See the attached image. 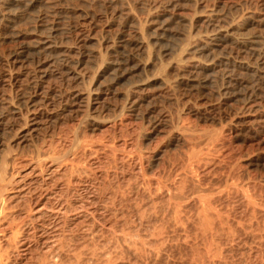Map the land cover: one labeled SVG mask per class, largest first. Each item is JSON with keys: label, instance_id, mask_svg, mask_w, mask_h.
I'll list each match as a JSON object with an SVG mask.
<instances>
[{"label": "rangeland", "instance_id": "374dc122", "mask_svg": "<svg viewBox=\"0 0 264 264\" xmlns=\"http://www.w3.org/2000/svg\"><path fill=\"white\" fill-rule=\"evenodd\" d=\"M262 3L0 0V156L21 171L37 149L62 152L75 136L81 143L69 157L76 168L34 180V195L7 202L11 215L60 195L66 214L43 221L66 236L65 261L264 264ZM138 26L150 58L132 57L125 46L139 37ZM218 27L224 37L201 44L199 36ZM102 38L120 48L106 54ZM21 47L28 52L12 59ZM66 58L81 60L83 83ZM17 100L31 102L26 125L14 113ZM35 233L19 237L29 240V253L17 246L11 261L34 263L43 251Z\"/></svg>", "mask_w": 264, "mask_h": 264}, {"label": "bare ground", "instance_id": "6f19581e", "mask_svg": "<svg viewBox=\"0 0 264 264\" xmlns=\"http://www.w3.org/2000/svg\"><path fill=\"white\" fill-rule=\"evenodd\" d=\"M261 4V3H260ZM264 4L262 3V6ZM217 6V5H216ZM261 6V5H260ZM261 6V7H262ZM211 7V6H210ZM264 7V6H263ZM115 12V11H114ZM209 15L210 18L211 16H216V10H215V5H213L210 8L209 11ZM112 14V12H111ZM117 14V13H116ZM217 14H219L217 12ZM247 13H243V16L241 17V20H246L248 18V14L244 15ZM242 15V14H241ZM111 16V15H110ZM114 16V13H113ZM222 16V15H221ZM128 17V16H127ZM215 17V18H216ZM135 18V17H134ZM134 20V19H133ZM147 20V19H146ZM127 21V20H126ZM140 21V20H139ZM239 21V20H238ZM137 22V21H136ZM215 22V21H214ZM219 24L221 23L220 21H218ZM234 22V21H233ZM236 22V21H235ZM216 23V22H215ZM128 23H126L127 26ZM139 25V24H137ZM136 25V26H137ZM214 25V24H213ZM236 25V24H235ZM125 26V25H124ZM132 26V25H131ZM139 27V26H138ZM217 25H214V28H216ZM221 27V26H220ZM218 27L217 29H213L211 32H206L204 33L203 36H199V40L201 42V44H203L204 46L208 47L209 45H211L213 42H216L217 39H219L220 37H222L223 32H222V28ZM140 28V27H139ZM138 28V29H139ZM230 28V27H229ZM93 28H90L88 31V35H86V37L89 38L90 34L93 33ZM108 31V30H106ZM227 32V29L225 30ZM138 36L136 37L135 40L132 41H128L125 43V46L128 48H131L132 51V57H143L144 55H146V57L151 55V49L149 46L150 43H148L147 39L145 38V31L144 28H140L138 31ZM104 33V32H103ZM136 33V31H135ZM120 34V33H119ZM118 34V35H119ZM135 35V34H134ZM107 37V35H105ZM117 36V34H116ZM121 36V35H120ZM120 36L117 37V39H122ZM133 37V36H132ZM224 37V36H223ZM226 37V36H225ZM86 38V39H88ZM110 38V37H109ZM85 39V38H84ZM111 39V38H110ZM115 40V39H114ZM198 40V41H199ZM88 41V40H87ZM112 42V40H110ZM110 41L108 38H102L101 41L98 43L97 45H99L100 49L103 50L106 54L109 52L110 50H116L118 49L119 46H113L112 44H110ZM81 42H85V40L81 39ZM115 41H113L112 43L114 44ZM199 42V43H200ZM219 42V41H218ZM116 43V42H115ZM43 44L47 45V42L45 41ZM81 44V43H80ZM219 44V43H218ZM84 45V44H83ZM213 45V44H212ZM216 45V44H215ZM80 46V45H79ZM218 46V45H216ZM98 47V48H99ZM79 48V47H78ZM77 48V49H78ZM120 48V47H119ZM125 48V47H124ZM152 48V47H151ZM200 49V48H199ZM213 49V48H212ZM211 49V50H212ZM28 48L26 47H21L20 49H18L16 52H14L12 54V59L17 60L19 57H22L23 55H25L28 52ZM79 50V49H78ZM99 51L100 53L102 51ZM130 50V49H129ZM202 50V49H201ZM205 50V49H204ZM206 50H208L206 48ZM80 51V50H79ZM97 51V52H98ZM117 51V50H116ZM214 52V51H213ZM113 53V52H112ZM201 53V51H200ZM206 53H208L206 51ZM211 53V52H210ZM78 54V53H77ZM80 54V53H79ZM98 54V53H97ZM104 57V54L101 53ZM129 54V53H128ZM81 55V54H80ZM131 55V54H130ZM129 55V56H130ZM82 56V55H81ZM100 56V54H99ZM201 56V55H200ZM208 56V55H207ZM210 56V55H209ZM238 56V55H237ZM236 56V57H237ZM83 57V56H82ZM131 57V56H130ZM152 57V56H151ZM159 57V56H158ZM199 57V56H198ZM202 57V56H201ZM199 57V59L201 58ZM205 57V56H204ZM212 57V56H211ZM231 57V55H230ZM150 58V57H149ZM240 58V57H239ZM254 58V57H253ZM258 58V57H257ZM256 58V59H257ZM81 59V58H80ZM128 59V57H127ZM153 59V58H152ZM157 59V58H156ZM205 59V63L208 64L210 57H206L203 58ZM264 59V58H263ZM102 60V59H101ZM131 59L127 60L128 64L129 61ZM139 60V59H138ZM137 60V61H138ZM143 60V59H142ZM151 60V59H150ZM237 60V59H236ZM103 61V60H102ZM101 61V62H102ZM218 61V60H217ZM231 61V60H230ZM256 61H259L258 59ZM180 62V61H179ZM211 62V61H210ZM209 62V63H210ZM260 62V61H259ZM64 63L66 64L67 67H69L70 69V74L74 76L75 80L78 82H84L85 76L81 75L78 73V70H80L82 62L79 59H73V58H66ZM215 62H213L212 64H214ZM219 63V62H218ZM229 64V63H228ZM117 65V64H116ZM121 65V64H120ZM141 65V64H140ZM149 65V64H148ZM259 65L264 66V61L262 60L260 62ZM138 66V65H137ZM212 65L208 64L206 65L207 68H210ZM217 66V65H216ZM243 66V65H242ZM245 67H248L246 65H244ZM118 67V66H117ZM121 67V66H120ZM260 67V66H259ZM258 67V68H259ZM137 68V67H136ZM142 68L144 69V66H142ZM147 68V67H146ZM145 68V69H146ZM177 68V65H176ZM263 68V67H262ZM144 69V70H145ZM165 69V68H164ZM264 70V68H263ZM260 71V69H259ZM264 72V71H263ZM262 72V73H263ZM9 78V77H8ZM163 79V78H162ZM167 79V78H166ZM165 79V80H166ZM179 80V79H178ZM164 81V79H163ZM182 80H180L181 83ZM168 82V79L167 81ZM179 82V81H178ZM185 82V81H184ZM183 84V83H182ZM225 91L226 89H222L220 90V94L221 91ZM223 94V93H222ZM234 95V94H233ZM248 95V94H247ZM90 96V89H88V93L86 94V98H89ZM220 96V95H219ZM10 100V106H13L12 104L14 103V100L12 98L9 99ZM126 101H130V97L127 96L126 97ZM248 101V100H247ZM20 101L17 100V105H20ZM16 105V104H15ZM21 107L23 109H21ZM31 102L28 103H23L22 105L18 106V108H14V113L18 112L17 115H19V121H21L24 125L27 124V121L30 119L31 116ZM17 110V111H16ZM24 112V113H23ZM2 121V119L0 118V122ZM2 131L0 130V137ZM48 147V148H47ZM44 150L43 149H37L36 153L31 156L29 162H28V168L23 170L22 166V170L21 171H16L14 170V165L12 166L11 164H9L6 161V158L4 157V155L1 157L0 156V264H20L17 263L16 261H11L12 258V253L14 251H16L17 249L20 250L19 248H17V246L21 247L22 249L20 250V252H22L23 256H27L26 253L28 251V247H29V240H24L21 241L19 240V237L23 235V233L26 231V229L29 230V228L33 229L34 232H38V234H40V238L43 239L42 242V247H43V251H41V253H36V258H32V262H34L33 264H82V258L81 256H78L76 253L73 255L74 257L78 256L79 258H75L73 262L72 258H68L66 261L62 259V252L65 250V248H67V244H66V236L65 237H61L57 235V233H54L56 231H51L50 232V227L48 228V226L45 224V220L43 221V219L47 216L51 215L54 216V218H58V216H63L64 214H66V205L64 203H62L60 200V195L56 196L55 195H51L47 198H45L48 201V204L46 203H39V201L37 200V204H33L31 202H29L26 205V211L23 214L22 217H18V216H13L11 215V213L8 210V206L7 202L14 200L16 198H20L18 197L19 195L21 196L22 193L27 192V195H34V190L30 191V186L33 184L34 180L37 179H42L44 181V179H48L52 176H55L56 174H58V172L60 171V169L62 167H65L67 165H71L72 167L76 166L74 165V159L73 160H69V157L74 156L75 153L77 152V150L81 147V143L78 140L77 136L74 137V140L72 141V143L70 144V146L68 148H66L64 151L62 152H54V149H51V146H47ZM1 151V150H0ZM2 152V151H1ZM0 152V153H1ZM74 158V157H73ZM27 166V165H26ZM71 166H69L71 168ZM76 168V167H74ZM72 169V168H71ZM73 171V170H72ZM43 183V182H42ZM33 186V185H32ZM159 189V188H158ZM32 190V189H31ZM41 190V189H40ZM45 190V189H44ZM9 193V194H8ZM39 194V193H38ZM10 195V196H9ZM24 195V194H23ZM42 195V194H40ZM47 195V194H46ZM45 195V196H46ZM38 196V195H37ZM44 196V197H45ZM23 196H21L22 198ZM59 197V199L57 198ZM249 197V196H248ZM38 198V197H37ZM62 198V197H61ZM30 199V198H29ZM44 200H42L43 202ZM86 203V202H85ZM67 204V203H66ZM81 206V205H80ZM201 207V206H200ZM71 208V207H70ZM86 209V208H85ZM25 210V209H24ZM21 211V210H20ZM89 211V210H88ZM49 214V215H48ZM49 218V217H48ZM52 218V217H51ZM53 218V219H54ZM60 218V217H59ZM46 219V218H45ZM47 220V219H46ZM49 221V220H47ZM57 221V220H56ZM38 223V227L35 224ZM48 223V222H47ZM57 224V223H56ZM47 227H46V226ZM49 225V224H48ZM48 228V229H47ZM53 230V228H52ZM55 230V229H54ZM32 232V231H31ZM50 232V233H49ZM28 233V232H27ZM35 233V234H36ZM33 236V235H32ZM36 237V236H35ZM132 238V237H131ZM154 238V237H153ZM22 239V238H21ZM39 239V238H37ZM40 239V240H42ZM112 240V239H111ZM134 240V239H132ZM34 241V240H33ZM37 241V240H36ZM124 241V240H123ZM129 242V241H128ZM134 242V241H132ZM32 244V243H31ZM99 245V244H98ZM13 248V251H12ZM16 249V250H14ZM30 249V247H29ZM16 252H19V251ZM75 251V250H74ZM12 252V253H11ZM19 252V253H20ZM38 254V255H37ZM73 254V253H72ZM19 254V258H20ZM34 255V254H33ZM76 255V256H75ZM22 256V255H21ZM92 256V255H91ZM15 257V256H14ZM84 257V256H83ZM25 260V259H24ZM29 260V259H28ZM99 260V259H98ZM18 261V260H17ZM21 261V260H20ZM22 263V262H21ZM27 264V262H25ZM29 263V262H28Z\"/></svg>", "mask_w": 264, "mask_h": 264}]
</instances>
